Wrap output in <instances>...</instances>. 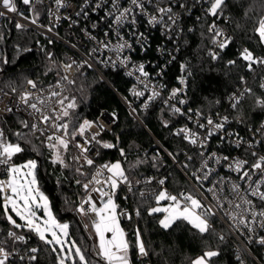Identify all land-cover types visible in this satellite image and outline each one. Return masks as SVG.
Here are the masks:
<instances>
[{
  "label": "trees",
  "instance_id": "trees-1",
  "mask_svg": "<svg viewBox=\"0 0 264 264\" xmlns=\"http://www.w3.org/2000/svg\"><path fill=\"white\" fill-rule=\"evenodd\" d=\"M245 12L248 13L247 16ZM36 13L38 20L47 24L46 7L41 3L37 4ZM224 15L227 17L225 23L232 39L228 47L219 54L220 59L213 60L207 53L210 41L207 29L211 18L204 15L199 19L192 18L193 30L185 31L182 51L173 65L169 66L167 78L171 82L174 81L179 71V62L184 61L192 72L191 76L187 75L192 106L206 115L223 110L244 125L258 124L264 121V107L256 102L257 98L264 100V89L260 87L264 80V67H254L253 71H249L247 62L240 58V53L247 47L254 54L264 55V44L260 43L255 32L259 19L264 16V0H227ZM222 20L225 21L224 18ZM16 23L18 22L14 21L11 24L9 18H3L0 23L2 86L7 90H20L32 77L40 83L53 82L61 64L67 59L69 48L30 27L17 28ZM160 40L161 36L155 32L153 42L158 43ZM153 50L150 49V52H154ZM229 60H235L236 64L229 66ZM104 74L112 86L96 71L89 69L78 73L74 77L76 84L68 86L65 91V96L75 97L77 103L75 115L65 118L66 120L73 123L77 118L96 120L102 110L116 114L117 120L112 130H104L100 139L116 144L117 147L104 149L99 145L95 165L109 160L114 163L119 161L133 183L153 175L165 177L167 186L174 192L190 189L189 182L181 170L161 147L173 153L177 161L181 162L183 152L191 148L182 135L175 133L178 127L185 124L184 118L160 100H154L146 109L140 108L139 104L135 105L140 120L137 119L114 90L115 88L129 98L130 79L118 70H105ZM241 77H244V82H241ZM243 83L252 89V93L246 94L235 109L230 108L227 103L228 96ZM22 121L25 120L20 112H14L3 119L5 137L10 142L21 143L24 148L23 152L13 157L15 162L26 158L36 159L40 188L48 194L55 214L60 219L69 221L68 238L81 249L95 248L97 237L94 238L88 231L87 224L76 211L87 193L81 184L76 183L77 180L85 182V178L75 171L81 165L85 173L90 174L94 169L83 164V158L79 162L73 160L80 152L72 144H69L67 152L63 153L67 165L65 167L53 163V152L46 146L45 138L40 133L32 134L26 129L23 133L28 135L29 142L18 141L14 134L23 127ZM71 128L72 123L69 125L70 131ZM120 149H123L124 156H121ZM142 187L143 185L136 184L133 192L127 195L121 186L115 197L119 209L128 208L133 217L130 221L121 222V227L128 234L130 245L135 244V230L138 227L146 247L150 249L147 259H139L135 247H131L129 255L132 264H145L147 261L151 264H190L191 260L209 249L218 250L220 253L212 258L211 264H240L237 260L235 238L217 217L212 219L214 232L204 236L183 221H177L170 229H163L159 220L163 218L164 213L151 216L148 214L146 209L156 207L157 204L154 194L146 195L144 200L140 198L139 191ZM136 208L140 209L139 217L135 215ZM87 219L90 220L88 217ZM9 230H15L28 237L27 243L18 242V247L26 250L32 247L40 249L34 264H58V252H53L52 246L44 244L26 229H13L0 210V240L10 243L7 237ZM219 235H223L225 239L219 240ZM253 251L264 264V247L254 245ZM251 263L254 264L255 261L251 259ZM97 264H103V261L97 259Z\"/></svg>",
  "mask_w": 264,
  "mask_h": 264
},
{
  "label": "snow or ice",
  "instance_id": "snow-or-ice-1",
  "mask_svg": "<svg viewBox=\"0 0 264 264\" xmlns=\"http://www.w3.org/2000/svg\"><path fill=\"white\" fill-rule=\"evenodd\" d=\"M21 2L24 5L33 4V0H21ZM55 2L58 6H64L62 0H55ZM129 2L130 7L121 8L117 0H113V8L116 11L115 13L109 12L108 15L113 17V22L117 30L125 23L136 25L137 14L147 16V23L152 27L162 25L165 30V35L175 30L179 13L173 11L172 0H167L166 3H164V0H157L156 6L151 13L147 12V5L151 4L153 0H129ZM161 3H164V6H160ZM196 3L207 4V8L204 9L205 15L215 18L212 24L208 26L207 30L210 34L209 39L219 51L210 50L208 55L211 59L218 60L220 59L219 52L223 51L231 43V37L226 35L215 22V20L221 18L227 19L224 15L227 8V0H196ZM0 4H2V7L8 12L18 13L14 0H0ZM176 6L181 9H188V5L179 3V0H177ZM97 7H100V5H97ZM3 15L4 12H0V16ZM77 15H79V13H77ZM247 15L248 13L245 12V16ZM57 19H59V17H57ZM31 22L35 24L37 21L33 19ZM15 26L17 28L24 27V25L20 23H16ZM51 30L52 29L49 28V31ZM255 32L259 37L260 43L264 44V16H261L259 19ZM105 35L108 34L106 33ZM132 36L140 43L143 49L147 41L145 34L133 31ZM90 38L95 39L94 37ZM118 39H121V37L118 36ZM101 43L104 48L109 47L108 43ZM126 48L131 51L132 45L127 41H123L112 50L120 53ZM96 51H98V49H93V52ZM240 58L247 62L249 71H253V65H264V57H256L248 48H244L241 51ZM118 59L119 63L125 66L129 63V57L127 56L118 57ZM171 59L174 60L175 56H172ZM170 62L171 60L169 63ZM115 63L116 62L113 61V64ZM227 64L233 66L236 64V61L229 60ZM74 65L77 71L84 65L91 67V64H88L87 61H84L83 64H77L73 61L72 63L64 64L63 68L67 72L72 70ZM135 71L139 73L138 80L141 78L147 79L149 77V73L145 71L143 64L135 66ZM181 71L186 72L188 76L192 75L187 64L181 65ZM128 74L132 75V72ZM162 74L163 69H161L158 75ZM60 79L61 81H66L67 86L76 84L75 79L69 78L68 75H64ZM240 79L241 82H244V77ZM179 81L182 85H186L185 76L182 75L179 77ZM28 84L31 85L33 89L36 88V83L34 81L28 80ZM57 87H60L59 82ZM145 87L147 88V84H145ZM260 87L264 89V83H261ZM12 91L15 92L16 89L13 88ZM182 91L183 89L179 88L173 89L169 99L177 97ZM133 92L137 96L144 95L143 92H138L135 89H133ZM251 93V88H245L244 92L240 93L239 96L233 94V96L230 97L232 100V107L235 109L240 102V98L244 94ZM158 95V92L153 91L148 99L151 100ZM19 100L25 105L26 109H31L30 115H32L35 120V122L22 121V126L29 129V132L32 134L40 132L41 135H46V140L48 142L46 146L53 152L54 164L59 163L67 167L62 152H67L69 144L76 141L77 136L83 138L82 141L75 142L74 144V146L80 150V155L74 156L73 160L79 162L81 158H83V164H86L89 168H93L94 170L90 174L85 173L82 171L83 165L75 169L80 176L85 178V182L81 183V180H77L76 183L81 184L85 192L88 193L85 198H82L76 211L82 216H91V227L94 230L95 236L98 238V243L95 248L89 250L81 249L76 246V243L73 241L71 247L65 252L67 241L64 238L68 236L69 225L67 223L58 222L52 215L48 198L38 187L36 176L37 162L35 160H29L24 164H15L13 162V157L23 152L24 148L19 142H9L5 137L3 129H0V166H4L7 172V179L0 180V201H2V205L0 206L3 207L5 218L12 228L26 229L29 233H34L44 244L52 246L51 250L53 252H59L57 256L58 264H66L67 260H71L72 264H97V259L103 261V264H132L129 255L131 247H135L139 257H148L150 255V249L146 247L138 227L135 230V244L130 245L128 234L124 228L121 227V218L130 221L133 217L132 214L126 210L119 209V205L115 200L121 185H126L129 193L133 192L132 180L129 179V176L126 174L125 169L119 161L96 166L94 159L89 158L87 155L91 150L89 145L93 143L100 145L104 149L117 147L116 144L97 139V137L100 136V132L104 130V126L97 121H90L86 118H77L74 123L71 120H66L65 118L75 115L77 103L75 97L69 98L63 95V91H51L46 98L37 95L35 97V102H33V95L31 92H24L19 96ZM256 102L259 106L264 107V100L257 98ZM178 103L182 105L186 103V101L181 99L178 100ZM145 107H147V104ZM172 110L175 113L184 115L179 107L173 106ZM7 111H12V108L8 107ZM133 111H135V109H133ZM189 112H191V109H189ZM195 115L199 118L202 116V113L197 111ZM112 116L114 120L115 113H113ZM189 119H191V117H189ZM228 122L227 116L222 117L219 121H214L209 116L206 118V124L197 123L199 129H206V135L201 136L199 133L193 132L187 127L180 129L177 135L183 134L185 140L191 145L198 146L201 149V151L197 153L201 161L200 167L191 172L192 177L198 184L202 185L203 181L208 180L209 176L212 174L213 169L210 167L212 162L221 164V161H225L227 162L228 169L237 174L238 180L243 181L247 185L242 188L240 183L228 182L230 183V188L228 190L235 199H228L227 196L221 199V195L217 194H222L224 191L225 182L223 180L218 184H214L213 188L208 189V191L213 192L214 199L217 201V208L224 210L225 204H227L229 210L224 211V215L236 230L239 231L242 226L247 233L252 234L255 233L257 228L264 230V207L257 209L254 200L249 199V197H254L264 204V155L255 150L251 151V156L254 157L255 160L250 163L246 159H230L228 156L220 157L217 153H208V139L222 132L225 124ZM70 123H72L71 131L69 130ZM94 127L99 128L100 131L92 132L91 130ZM49 128L52 129V133L46 134ZM257 131L264 134V125H261V129ZM86 133H90V135H86ZM14 135L17 137L18 141L29 142L28 135L23 132H17ZM233 135L236 136L235 144L237 147L246 143L248 149H255L257 145L264 143V141L260 140L246 142L243 138L239 137L238 134H228L229 137ZM221 139L224 140L225 137L221 136ZM120 152L121 156L125 155L123 149H120ZM96 155H99L98 151ZM169 156L173 158L174 162H178L173 153H169ZM192 159L193 157L188 155L182 167L189 168L188 162L192 161ZM253 176L257 178L254 180ZM135 183L140 184V181H136ZM145 183L151 184V178L147 179ZM158 183L163 185L165 180L161 179ZM91 193L98 194L100 201L99 206L97 201L93 199ZM139 196L142 200L146 198L144 191H139ZM127 198L126 196L125 199ZM154 199L157 205H159L161 201L169 202L166 207L156 206L146 209L150 216L156 213H165L164 217L159 220V225L163 229H170L177 221H183L196 229L197 233L201 236L214 232L211 220L216 217V212L213 210V206L203 203L202 200L193 193L182 191L174 195L169 193L167 189L161 188L154 194ZM41 209L43 210V218L37 215V211ZM9 210L23 223H18L17 220L13 218V215L9 214ZM140 214V209L136 208V217H139ZM241 234H243V232ZM7 237L13 246L17 242L27 243L28 240V237L14 230H9L7 232ZM218 239L223 241L225 237L219 235ZM248 239L251 242L253 239L252 235H249ZM255 242L264 245V236H260ZM57 245L60 246L59 249H57ZM39 251L40 249L37 247L27 249V260L29 262L37 261L38 256L36 254L39 253ZM15 254L16 249L14 247H9L7 241L0 240V264H10V258ZM219 254L218 250L209 249L204 251L202 255L191 260L190 264H211L212 258L217 257ZM19 259L23 261L25 256L22 255ZM237 260L240 264H244L243 259L239 255L237 256Z\"/></svg>",
  "mask_w": 264,
  "mask_h": 264
},
{
  "label": "built area",
  "instance_id": "built-area-1",
  "mask_svg": "<svg viewBox=\"0 0 264 264\" xmlns=\"http://www.w3.org/2000/svg\"><path fill=\"white\" fill-rule=\"evenodd\" d=\"M14 2L18 9V13L8 12L2 7V4H0V12H4V15L0 16V23L3 18H9L11 21L13 20L24 26L30 27L47 37H51L53 40L65 44L69 48V52L66 61L61 64V68L57 74V78L53 82L40 83L34 77L28 79L36 83L35 89H33L27 81L23 89L16 90L15 92H13L12 90H7L2 86L0 77V129H3V131V119L7 115H10L14 112H20L24 116L25 121L26 119H28L29 122H35L33 116L30 115L31 109H26L25 105L19 100V96L22 93L31 92L33 95V102H35V97L37 95L46 98L51 91H63V95H65V91L68 88L67 82L61 81L60 78L64 75H68L69 78L74 79V77L78 73L89 69L96 71L109 85H111L106 75L104 74V71L118 70L131 81L128 88L129 98L121 94L116 89L115 91L117 92L125 106L137 119L140 120L136 110L133 111V109H135L136 104H139L140 108L146 109L152 101L160 100V102H162L165 106H168L171 109L173 108V106L179 107L181 109V112L184 113V115L177 113L178 115H181L184 118L185 124L175 130L176 134L180 129L187 127L193 132H197L201 136H204L206 135V129H199L197 127V123L206 124V118L209 116L214 121H219L222 117L227 116L229 122L225 124L224 130L220 133H217L216 135L211 136L208 139L207 152L217 153L220 157L228 156L230 159H246L250 163L255 160V158L251 156V151L255 150L258 153L264 155V143L257 145L255 149H248L246 143L241 144L239 147H237L235 144L236 136H228L229 133L238 134V136L243 138V140L246 142L255 140L264 141V134H262L260 131H257L261 129V125H264V121L258 124L244 125V123H242L239 119L232 118L228 114L224 113L223 110H216L213 113L206 115L205 113L192 106L190 103V94L187 85V73L181 71V65L185 64L184 61L179 62V71L176 77L174 78V81L171 82L167 78V71L169 69V66L173 65V63L177 60L178 54L182 51L185 31L190 29L191 31L193 30L194 22L192 18L198 19L202 15L206 16L204 9L207 8V4L196 3V0H179V3H185L188 5V9L185 10L176 6L177 0H172L173 11L175 13H179L178 23L174 31H171L167 35H165V30L162 25L152 27L147 23V16H142L139 14H137L136 17V25L125 23L117 30L113 22V17L108 15L109 12L115 13L116 11L113 8V0H62V3L64 5L63 7L58 6L55 0H33L32 5H24L21 0H14ZM117 2L121 8L130 7L129 0H117ZM156 2L157 0H153L151 4L147 5V12H153L154 7L156 6ZM166 2L167 0H164V3ZM39 3L46 7L48 19L47 24H42L38 20V14L36 13V5ZM164 3H161L160 6H164ZM97 5H100V7H97ZM77 13H79V15H77ZM57 17H59V19H57ZM209 17L211 18L209 23L210 25L212 24L215 18L211 16ZM33 19H36L37 21L35 24L31 22ZM226 21L227 19L223 21L222 18L215 20L218 27L221 28L225 32V34L230 36L232 39V34L230 33L227 24L225 23ZM49 28H51L52 30L49 31ZM133 31L144 33L147 37V41L143 49L141 48L140 43H138L137 40L132 36ZM155 32H157L161 36V40L158 43L153 42V36ZM106 33L108 35H105ZM118 36L121 37V39H118ZM90 37H94L95 39H92ZM123 41H127L132 45L131 51L127 48L121 51L120 53H117L116 51L112 50L115 48L116 45ZM101 42L108 43L109 47L104 48ZM93 49H98V51L93 52ZM150 49H154V52H150ZM210 50L219 51L215 48L211 40L208 44L207 53H209ZM220 53L221 52H219V54ZM254 55L256 57H264V55ZM123 56L129 57V63L127 66L119 63L118 57ZM172 56H175L174 60L171 59ZM170 60L171 62L169 63ZM73 61H75L77 64H83L84 61H87L88 64H91V67L84 65L77 71L74 65L72 70L66 72L63 68V65L72 63ZM113 61H115L116 63L113 64ZM2 63L3 59L0 55V76L3 72ZM140 64H143L145 67V71L149 73V77L147 79L141 78L140 80H138L139 73L135 71V66H138ZM258 66L264 67V65H253V68ZM161 69H163V74L158 75V73L161 72ZM129 72H132V75H129ZM182 75L186 77V85H182L179 81V77H181ZM58 82L60 83L59 88L57 87ZM261 83H264V80ZM145 84H147V88L145 87ZM177 88L183 89V91L179 93L177 97L169 99L172 90ZM245 88H249V86L243 83L241 86L237 87V89L233 90L230 93L227 102L230 108H233L232 100L230 99V97H232L233 94L239 96L240 93L244 92ZM133 89L138 92H143L144 95H135ZM153 91L158 92L159 95L149 100L148 97L152 95ZM245 96L246 94H244L240 98V102L244 99ZM181 99L185 100L186 103L182 105L179 104L178 100ZM146 104L147 107H145ZM8 107H11L12 111H7ZM189 109H191V112H189ZM197 111L202 113V116L199 118H197V116L195 115ZM113 113L114 112L102 110L96 120L90 121H97L99 124H102L104 126V130L111 131L117 120L116 114L115 119L113 120ZM189 117H191V119H189ZM91 131L97 132L100 131V129L94 127ZM102 132H100V135ZM51 133L52 129L49 128L46 134ZM86 135H90V133H86ZM181 135L183 136V134ZM43 136L47 144L48 142L46 140V135ZM221 136H224L225 139L222 140ZM82 139V137L77 136L76 141L70 144L74 146L75 142L82 141ZM97 139L101 140L100 136H98ZM189 145L191 148L190 150H186L183 152L181 162H174L173 158L169 156V152L166 151L163 146L161 147L166 152V154L172 159L174 164L181 170V172L189 182V185L191 187L190 189H182L179 192H174L167 186V179L165 177H155L153 175H150L140 181V184L143 185L141 191H144L146 195H152L158 192L161 188H164L167 189L169 193L174 195L182 191L193 193L195 196L200 198L203 203L213 206V210L216 212V217L223 223V225L235 238V249L237 255H239L243 259L244 264H252L251 259L255 261L254 264H263L254 253L253 246L257 245L264 247V245L255 242V240L258 239L260 236H264V230L257 228L255 233L252 234L247 233V231L243 229L242 226L240 227L239 231L236 230V228L232 226L231 222L224 215V211L229 210L227 204H225L224 210H220L219 208H217V201L216 199H214L213 192L208 191V189L213 188L214 184H218L223 180L225 182L224 191L222 194H217L221 195V199H223L224 196H227L228 199H235V197L228 190L230 188V183L228 182L240 183L242 188L246 187L247 185L243 181L238 180L237 174L228 169L227 162L225 161H221V164H216L215 162H212L210 164V167L213 169L212 174L209 176L208 180L203 181L202 185L198 184L196 180L192 177L191 172L195 171L200 167L201 161L197 153L201 151V149L198 146L191 145L190 143ZM89 147L91 150L89 153H87V155L89 158H93L96 163V157L98 156L96 155V152H99V145L93 143L89 145ZM76 149L80 152L78 148ZM159 154L163 156L160 152ZM188 155H191L193 159L192 161L188 162L189 168H184L182 167V164L186 162V158ZM13 162L16 164L14 158ZM104 163L114 162L109 160ZM104 163H97L96 166L102 165ZM149 178H151L152 183H145V181ZM256 178V176H253L254 180ZM6 179V168L4 166H0V180ZM161 179L165 180V183L163 185H160L158 183V181ZM121 186L124 187L127 192V195H129L130 193L127 190V186ZM135 186L136 184L133 183V188ZM87 195L88 193L84 196V198ZM91 195L93 196V199L97 201V204L99 206L100 201L98 194L91 193ZM249 199L254 200L257 209L264 207V204H262L258 199L254 197H249ZM165 203L169 202L166 201ZM0 205H2V201H0ZM1 207L2 206H0V210ZM122 210H126L127 212L131 213L128 208H124ZM87 217L91 221V216ZM122 221L128 220L121 218V222ZM211 224L213 226L212 220ZM242 232L243 234H241ZM249 235H252L253 237L251 242L248 239ZM17 243L14 246L11 244V241L10 243H8L9 247H14L16 249V254L10 258V264H34L35 261L29 262L27 260V250L18 247ZM22 255L25 256V259L23 261L19 259V257ZM139 259H147V257H139ZM145 264L151 263L150 261H147Z\"/></svg>",
  "mask_w": 264,
  "mask_h": 264
},
{
  "label": "rangeland",
  "instance_id": "rangeland-1",
  "mask_svg": "<svg viewBox=\"0 0 264 264\" xmlns=\"http://www.w3.org/2000/svg\"><path fill=\"white\" fill-rule=\"evenodd\" d=\"M48 38H49V39H52L51 37H48ZM13 143H14V142H13ZM63 153H64V152H62V156H63ZM29 160H35V161H36V159H34V158H26V159H24V160H21V161L16 162V164H18V165H19V164H24V163H26V162L29 161ZM36 162H37V161H36ZM36 176H37V168H36ZM37 182H38V187H39L40 191H41V192H42V193L48 198L49 206H50V211L52 212V215L56 218V220H57L58 222H60V223H67V224L69 225V221H68V220H62V219H60V218L55 214V212L53 211L52 206H51V200H50L48 194H47L46 192H44V191L40 188L39 180H38V176H37ZM161 202H162V201H161ZM161 202H160V204L157 205V206H159V207H166V206L168 205V203H161ZM1 211H2V213L4 214L3 207H1ZM9 214L13 215V218L16 219L18 223H23L22 221H19V218H18V217H15V215H14L13 213H11L10 210H9ZM79 214H80V213H79ZM37 215L43 218V210H42V209H41V210H38V211H37ZM164 215H165V213H164ZM4 216H5V215H4ZM80 216L82 217L83 221L87 224L88 231H89V232L93 235V237L95 238L96 236H95V233H94L93 228L91 227V221L87 219V216H82L81 214H80ZM163 217H164V216H163ZM68 235H69V229H68ZM49 238H50V237H49ZM64 239L67 241V244H66V246H65V252H67V249H68L69 247H71V244H72L73 241H71V240L68 238V236L65 237ZM97 239H98V238H97ZM76 246H78V245L76 244ZM56 247H57V249H59L60 246L57 245ZM78 247H79V246H78ZM58 255H59V252H58ZM66 264H72L71 260H67V261H66Z\"/></svg>",
  "mask_w": 264,
  "mask_h": 264
},
{
  "label": "water",
  "instance_id": "water-1",
  "mask_svg": "<svg viewBox=\"0 0 264 264\" xmlns=\"http://www.w3.org/2000/svg\"><path fill=\"white\" fill-rule=\"evenodd\" d=\"M13 20L11 21V24H13ZM13 32V30L11 29V33ZM115 90V88H114ZM26 121H29L28 119H26ZM24 130H26V128L22 127L18 132H23Z\"/></svg>",
  "mask_w": 264,
  "mask_h": 264
}]
</instances>
